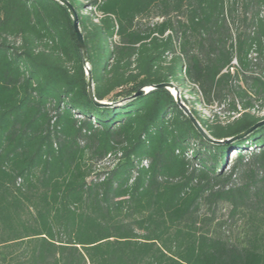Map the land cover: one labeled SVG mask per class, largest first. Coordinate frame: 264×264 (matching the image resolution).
<instances>
[{
    "label": "trees",
    "instance_id": "obj_1",
    "mask_svg": "<svg viewBox=\"0 0 264 264\" xmlns=\"http://www.w3.org/2000/svg\"><path fill=\"white\" fill-rule=\"evenodd\" d=\"M66 1L112 105L65 6L0 0V264H264V125L134 97L264 121V0Z\"/></svg>",
    "mask_w": 264,
    "mask_h": 264
},
{
    "label": "water",
    "instance_id": "obj_2",
    "mask_svg": "<svg viewBox=\"0 0 264 264\" xmlns=\"http://www.w3.org/2000/svg\"><path fill=\"white\" fill-rule=\"evenodd\" d=\"M55 1L59 2L61 5L66 7V9L70 15V18L72 20L73 29H74L76 41H77V46L79 49L80 56L82 58L83 66L85 69V74L87 76V93H88L89 98L98 106H111L112 103H109L107 101H97L94 97L91 72H90V69L88 67L86 48H85V44L83 41V37H82L80 30H79V27H78V19H77V15H76L74 8L66 0H55ZM153 89H166V90L170 91L173 94L176 103L180 106V109L183 111V113L191 119L192 123L198 129V131L203 135V137L212 143L222 144L224 142H231V141H234L237 139H242L245 136H247L248 134H250L256 128L260 127L261 125H264V121H261V122L255 124L254 126H252L251 128H249L248 130L244 131L243 133L237 135L236 137H233L231 139H226V140H215V139L211 138L210 136H208L206 134V132H204V130H202V128L198 125V123L191 116V114L189 113L186 106H184L180 102L179 96H178V91L172 83H165V84H160L157 86H149L147 88L139 89L134 94V97L144 95L145 93H147L148 91L153 90Z\"/></svg>",
    "mask_w": 264,
    "mask_h": 264
},
{
    "label": "rangeland",
    "instance_id": "obj_3",
    "mask_svg": "<svg viewBox=\"0 0 264 264\" xmlns=\"http://www.w3.org/2000/svg\"><path fill=\"white\" fill-rule=\"evenodd\" d=\"M87 11H89V9H87ZM191 88H192L191 86H186L185 89H180L181 94L183 95L184 99H186L189 103H192L193 98L195 97L194 95L188 93V91L191 90ZM178 96H179V92H178ZM196 109L198 111H200V113L206 118L211 117L212 114H216L220 117L221 120H223L224 119L223 117L227 116V114H228V110H227L226 106H224V105L217 106L216 104H214L212 107H210V110H206L203 106H201L200 104H197ZM259 115H264V109L259 112ZM232 158H233V156H230V158L228 160L229 161L228 166L226 167V169H228V167L230 165V160Z\"/></svg>",
    "mask_w": 264,
    "mask_h": 264
}]
</instances>
